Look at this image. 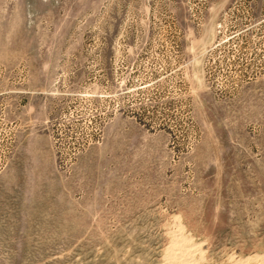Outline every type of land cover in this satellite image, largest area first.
<instances>
[{
  "label": "rangeland",
  "instance_id": "1",
  "mask_svg": "<svg viewBox=\"0 0 264 264\" xmlns=\"http://www.w3.org/2000/svg\"><path fill=\"white\" fill-rule=\"evenodd\" d=\"M0 264H264V0H0Z\"/></svg>",
  "mask_w": 264,
  "mask_h": 264
},
{
  "label": "bare ground",
  "instance_id": "2",
  "mask_svg": "<svg viewBox=\"0 0 264 264\" xmlns=\"http://www.w3.org/2000/svg\"><path fill=\"white\" fill-rule=\"evenodd\" d=\"M184 239H182V241H183ZM177 246V245H176Z\"/></svg>",
  "mask_w": 264,
  "mask_h": 264
}]
</instances>
